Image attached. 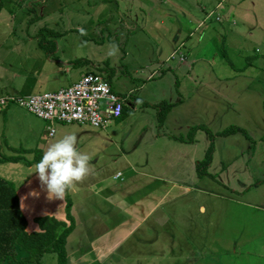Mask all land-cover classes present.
Segmentation results:
<instances>
[{"label": "rangeland", "instance_id": "1", "mask_svg": "<svg viewBox=\"0 0 264 264\" xmlns=\"http://www.w3.org/2000/svg\"><path fill=\"white\" fill-rule=\"evenodd\" d=\"M131 1L0 0L2 94L14 82L39 81L41 90L30 94L35 95L66 88L80 75L94 74L110 84L125 105L119 122L111 121L105 129L83 127L95 135L77 149L84 152L86 147L89 173L68 187L74 222L66 240L67 264H264V141L260 140L264 135V0L234 4L227 32L239 33L238 39L227 35V47L229 43L233 46L217 61L227 69V77L234 78L227 93L235 111L210 121L211 140L205 128L197 156L201 163L208 136L213 144L212 164L200 166L201 176L190 177L182 162L171 172L154 165L163 163L158 154L167 137L154 140L161 124L155 126V111L149 115L150 105L141 104L143 97L153 93V85L148 83L142 92H129L137 83L134 69L149 58L143 54L148 49L144 40L136 38L150 32L142 15L136 18L140 21L129 19ZM223 1L228 8L234 2ZM159 2L155 0L154 7ZM54 33L66 35L65 49L64 41L60 47L64 54L59 56L84 60L79 65L71 62L69 72L62 69L56 76L38 69L47 59L38 43L53 41L50 35ZM50 45L48 50L53 48ZM112 45L118 51L108 56ZM221 45L216 37L219 52ZM250 61L254 65L237 75ZM232 67H238L237 73ZM251 80L257 84L245 88L243 83ZM217 89L213 100L219 114L220 96L225 92L221 93L222 87ZM129 104L137 108L132 115ZM229 125L244 128L245 135L221 136ZM178 136L190 140L195 134ZM27 174L21 164L0 165V176L7 179L18 181ZM22 257L18 251L16 258ZM28 264H56V258L45 254L42 261Z\"/></svg>", "mask_w": 264, "mask_h": 264}, {"label": "crops", "instance_id": "2", "mask_svg": "<svg viewBox=\"0 0 264 264\" xmlns=\"http://www.w3.org/2000/svg\"><path fill=\"white\" fill-rule=\"evenodd\" d=\"M154 1L155 0L131 1L133 8L132 13L129 14V19L140 21V19L137 20L136 18L142 15L141 17L146 21L147 28L150 32L147 33V35L146 33L143 35L140 34L136 38V40H139L142 37L144 40L142 44L148 49H145L143 54L147 55L149 58L143 60L141 64L134 69V81L135 83L137 82L136 84L139 83L140 85L134 84L133 89L129 92H142L145 90V86L148 83L153 85V93L143 97L144 101L142 100L141 104L147 106L146 103H148L150 106L147 107L150 108L146 110L147 113L152 115L153 110L155 111L153 116L156 117L157 124L155 123L154 125L159 126L161 124V126L158 127V135L154 140L160 142L163 138L167 137L165 147L160 148L158 154L159 159L163 163H154V165L167 167V169H169L168 172H171L173 167L184 164L183 166L189 168V173L187 171L186 176L190 177V174L196 175V164L200 160V157L197 156L198 143L200 142L199 139H201L203 132H205V128H207L210 133L209 125L213 120L217 119L218 116L219 118H221V116L227 118V111H235L232 109V106L229 105L231 101L227 93V87L232 85V79L234 78L227 77V69L223 68L217 60L220 59V55H227L229 52L228 49L230 45H232L229 43V48L227 47V35L234 38L237 37L238 39L239 33L229 30L227 32V23H231L230 17L235 9L234 4H239L241 0H234V2L230 3L229 8H231V11H229L227 4H225L223 0H160L157 7H154ZM156 1L158 2V0ZM214 18H218V21ZM207 19H213L210 20L212 23L203 26V22ZM215 24L220 25L221 30H217V28L214 27ZM65 36L66 35L62 33H57V36L53 38L55 48H53L50 55H46V60L42 61L40 59L42 62L38 69L44 68L48 73H53L55 76L58 75L59 71L62 69L64 73L69 72L68 69L72 65V59L75 60L78 59V57H69L66 55L65 58L59 56L64 54L60 52V47L61 42L64 41L65 49ZM216 37H219L222 41V51L220 48V52L216 47ZM39 47L41 48V46ZM41 49L43 50V48ZM180 58L182 59L180 60ZM253 63L254 62L250 61L248 67H246L242 73H237L238 67H232L231 70L236 72L237 75H243V73L247 71V68L254 65ZM152 65L153 67L149 68V66ZM16 76L18 77L19 75L16 74ZM37 76L41 77L39 75ZM20 77L21 75L19 78ZM237 77L238 76L235 78ZM80 78L81 75L79 76V79ZM243 78L246 79V75H244ZM249 83L251 84L252 80L243 83L244 87H249ZM252 84L256 85L257 83ZM217 87H222L221 93L225 92L224 96H220L222 99L220 100L221 112L219 114L215 111V101L213 100L217 93L216 90H219ZM39 90H41L39 81H35L29 85L24 81H20V83L14 82L10 85V90L5 91L6 93L4 94H2L0 88V97L6 94L32 96L30 94ZM247 99L249 101L248 97ZM244 101H246V99ZM239 102L240 99L237 97L235 103L239 104ZM160 103H167L172 106L166 113L163 121L159 124L154 106ZM129 107L131 108L132 115L133 112L137 110V108H135L136 105L129 104ZM18 109L19 108L15 106L0 107V142H4V145L0 144V156L16 155V153L8 148L39 150L42 156L43 152L51 143L71 133H75L76 135L75 146L76 149H78L84 140L87 141V137L91 136L93 138L95 135L83 129V127L87 126L47 123L28 112V114H22ZM124 109L125 105L123 110ZM235 109L237 108L235 107ZM121 118L122 115L119 119L115 120L114 123L119 122ZM199 126H202L204 129L196 130L194 133L195 137L191 142H189L190 140L188 139H183V137L178 136L189 135L191 129ZM229 126L238 127L236 125ZM261 127L264 128V125L261 124ZM241 129L244 130V128ZM159 130H161V133H159ZM50 131H53L51 135H49ZM205 133L207 134V132ZM208 136L206 137L207 139L203 147L204 151H206L209 146ZM175 138H180L184 140V142L177 141ZM84 148L86 149V147ZM85 149H82L84 152L80 150L79 152L85 154ZM25 156H27V160L33 159V154L23 155L24 158ZM154 156L156 155H153V157ZM4 164L16 166L19 163ZM211 164L212 159L209 166H211ZM22 166L25 167L28 172L24 179L15 181L9 178L7 179V177H0L15 185L18 209L26 222L25 231L27 233L38 232L39 229L33 220L39 217L53 218L67 226L68 222L65 219L64 211V196L62 199L49 198L46 191L40 185L36 173H31L34 171V165L30 167ZM2 173L5 174L3 171ZM62 229V227L58 228L57 234H59ZM42 259L43 257L40 261H42Z\"/></svg>", "mask_w": 264, "mask_h": 264}, {"label": "trees", "instance_id": "3", "mask_svg": "<svg viewBox=\"0 0 264 264\" xmlns=\"http://www.w3.org/2000/svg\"><path fill=\"white\" fill-rule=\"evenodd\" d=\"M57 36V33L50 35V37ZM52 45L55 48L54 42L51 40L49 43H39L41 48L45 49V54L48 56L52 53L53 48L47 49L48 45ZM50 45V46H51ZM47 49V50H46ZM84 60H73V65H79ZM171 104L160 103L154 107L157 110V121L160 124L166 113L171 108ZM125 112V109L123 110ZM122 112V115H123ZM202 126L195 127L190 130L189 133H195L196 130L202 129ZM204 129V128H203ZM210 140L212 139L211 133H209ZM237 133L244 134L243 129L235 126L229 127L227 130L221 132V136H232ZM177 141H183L182 139L175 138ZM193 139H190L191 142ZM264 141V135L260 138ZM17 155L15 156H0V164L12 163L22 164L26 167L34 165L40 158L41 153L39 150H25L22 148L11 149ZM213 153V144L210 141L207 150L205 151L204 159L196 165V174L201 176L200 166L207 167L211 162V156ZM33 154L32 160H26L23 155ZM65 202V219L68 225L59 222L53 218L39 217L35 218L33 222L37 225L39 231L27 233L25 231L26 222L18 209V200L16 196L15 185L0 177V264H28L29 262L38 263L45 254H54L56 258V264H67L66 258V240L73 229V220L70 217V200L68 197V188L64 193ZM62 227V231L57 234V229ZM22 252L23 257L16 258L17 252Z\"/></svg>", "mask_w": 264, "mask_h": 264}, {"label": "built area", "instance_id": "4", "mask_svg": "<svg viewBox=\"0 0 264 264\" xmlns=\"http://www.w3.org/2000/svg\"><path fill=\"white\" fill-rule=\"evenodd\" d=\"M11 105L47 123L94 129H105L111 121L121 117L124 108L123 99L112 90L110 84L94 74L83 75L72 85L54 92L0 97V107Z\"/></svg>", "mask_w": 264, "mask_h": 264}, {"label": "clouds", "instance_id": "5", "mask_svg": "<svg viewBox=\"0 0 264 264\" xmlns=\"http://www.w3.org/2000/svg\"><path fill=\"white\" fill-rule=\"evenodd\" d=\"M117 51L112 45L107 55L113 56ZM75 145V133L66 134L51 143L34 164L31 173H36L49 198L62 199L66 189L90 171L89 156L79 152Z\"/></svg>", "mask_w": 264, "mask_h": 264}]
</instances>
